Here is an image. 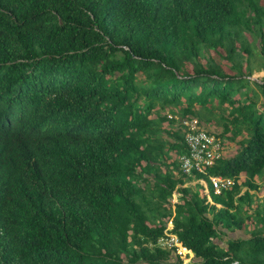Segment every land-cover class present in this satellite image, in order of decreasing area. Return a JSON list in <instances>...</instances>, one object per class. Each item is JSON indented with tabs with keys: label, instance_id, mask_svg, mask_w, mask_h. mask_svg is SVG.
<instances>
[{
	"label": "trees",
	"instance_id": "obj_1",
	"mask_svg": "<svg viewBox=\"0 0 264 264\" xmlns=\"http://www.w3.org/2000/svg\"><path fill=\"white\" fill-rule=\"evenodd\" d=\"M239 1L0 0V264H182L157 246L170 219L197 264H264V205L245 210L264 122L237 99L256 94L254 74L222 64L254 57L245 30L264 56V6ZM227 106L220 137L240 151L185 176L189 150L162 112L208 128ZM213 176L237 184L216 195ZM237 230L250 237L217 243Z\"/></svg>",
	"mask_w": 264,
	"mask_h": 264
},
{
	"label": "built area",
	"instance_id": "obj_2",
	"mask_svg": "<svg viewBox=\"0 0 264 264\" xmlns=\"http://www.w3.org/2000/svg\"><path fill=\"white\" fill-rule=\"evenodd\" d=\"M167 116L170 120H175V125L183 134L185 145L189 150L188 155L180 157V167L186 176H191L194 171L205 174L207 168L214 166L218 160H227L232 156L222 140L209 134L197 118L186 119L172 113H168ZM210 182L216 195L223 194L237 184L233 178L224 179L220 176L210 177ZM168 223L165 236L158 240L157 246L165 250H174L180 258L183 255L188 256L189 251L184 248L176 235L170 233L174 226L172 219Z\"/></svg>",
	"mask_w": 264,
	"mask_h": 264
},
{
	"label": "rangeland",
	"instance_id": "obj_3",
	"mask_svg": "<svg viewBox=\"0 0 264 264\" xmlns=\"http://www.w3.org/2000/svg\"><path fill=\"white\" fill-rule=\"evenodd\" d=\"M235 3H236V7L238 9L239 6H241V1L239 0H234ZM261 1V5L264 6V0H259ZM263 24H264V21H263ZM263 30H264V27H263ZM245 36L246 38H248V41H249V44L250 46L252 47V50H253V56H251V59H246L245 61V64L243 62V67H242V70L241 72H239L238 70H234L233 68H231V63L228 62V61H222V64H223V74H227V75H231V76H241L240 74H243L245 75L246 73H248V70H253V76L250 80H248L249 82V86L251 87V90H255L256 91V94L252 93L250 90L249 92L248 91H245L243 90L244 92H247L246 96L242 97V98H238L237 96V99H241L242 102L241 103H245L246 102H250L253 100L255 101V104H256V107H257V111H259V116H258V119H260L262 122H264V95L260 92V88H258L256 86V82L262 84L263 82V79H264V72H260L259 73V70L262 71L264 69V56H261L260 55V43H262V40L261 38H258V40H256V38L254 37V35L252 33H250L249 31L245 30ZM257 42L256 44V48L254 47V44ZM214 54V52H212V55ZM245 57H247V54H245ZM216 63H219V61L216 59L215 60ZM246 76V75H245ZM252 99V100H251ZM216 105V103H215ZM200 107H198L197 109H199ZM176 111V110H175ZM162 113H172V114H175V115H180L179 117L181 118H184L182 117V115L180 113H173L171 112V109H169V111H164ZM230 115H231V112H230V107H226L224 110H219L218 111V118L215 120V117H213V121L211 122L210 125H208V127H211V131H212V134H215V136H219L218 138H220L223 143L225 144V148L226 149H237L238 152L240 151L239 149V146L237 144V142L233 141V140H229V137L232 135V134H228L226 139H222V137H220L223 132H224V125L225 123L220 119V117H223V119H230ZM156 115L153 116V118H155ZM165 128H169V127H173L174 130L176 131L177 127L175 125V123H170L169 121H166L165 125H164ZM247 132L245 129H241V130H237V133L235 136H232L236 139V141H241L242 138L244 136H246ZM246 180V177H242L240 179V183H243L244 181ZM256 183L259 185L260 187V190H254V191H251V194H254V197H253V202L251 205L247 204L245 205V210L247 209L248 212L250 215H254V210L257 209V207H260L262 205H264V178H257L256 179ZM248 189V187H244L242 189V194ZM201 193L203 195L204 192L201 191ZM178 197V196H177ZM175 197H173V200H174ZM209 201V199H208ZM263 208H260V210H262ZM249 225L248 226L249 230H252L254 228V221L253 220H249ZM239 237V238H247L246 234L244 233L243 230H237L235 233H229V235L226 237L225 241L228 239V238H231V237ZM250 237V235L248 236ZM219 243V241H218ZM183 260H184V263L182 264H193V263H196L197 260L194 259V256H186L183 255L181 257ZM197 264V263H196Z\"/></svg>",
	"mask_w": 264,
	"mask_h": 264
},
{
	"label": "crops",
	"instance_id": "obj_4",
	"mask_svg": "<svg viewBox=\"0 0 264 264\" xmlns=\"http://www.w3.org/2000/svg\"><path fill=\"white\" fill-rule=\"evenodd\" d=\"M263 72H264V71H263ZM263 72H262V73H263ZM204 126L207 128V125H206V124H204ZM207 130H208L209 132L212 133V131H211V127H208ZM229 151H230V152H229L230 156L233 155V154H236V153L238 152L237 149H236V150H235V149H229ZM244 176L246 177L245 174H242V175H241V178L244 177ZM260 179H261V178H260ZM197 183H199V184H201V185H203V186L205 187V189H202L201 191L204 192V194H205V196H207V198L211 199V197L209 196V189H210V188H209V185H207V183H206L205 181H203V180H196V181H192L191 184H190V186H195ZM177 196H178V193H175V194H174V197H175V198H174V200H173L174 202L178 201V197H177ZM244 233L246 234L245 231H244ZM246 236L248 237L249 235L246 234ZM225 239H226V237L223 238V241H221V240H217V243H218V241H219V243L224 247V246H225L224 244H225V242H226ZM189 255H190V256H194V254L191 253V252H189ZM174 262H175V261H174Z\"/></svg>",
	"mask_w": 264,
	"mask_h": 264
},
{
	"label": "clouds",
	"instance_id": "obj_5",
	"mask_svg": "<svg viewBox=\"0 0 264 264\" xmlns=\"http://www.w3.org/2000/svg\"><path fill=\"white\" fill-rule=\"evenodd\" d=\"M201 123V122H200ZM201 125L204 127V129L209 133V134H211V135H214L215 136V134H212L211 132H209L208 130H207V128L204 126V124L203 123H201ZM184 137V136H183ZM217 137V136H216ZM219 137V136H218ZM217 137V138H218ZM223 142V141H222ZM235 154H233L232 156H234ZM231 156V157H232ZM181 157V156H180ZM180 157H178V160H179V163H180ZM181 168V167H180ZM186 176V175H185ZM240 179H241V176H240ZM203 181H205V180H203ZM240 181V180H239ZM206 182V181H205ZM207 183V182H206ZM241 184V183H240ZM207 185H209L208 183H207ZM209 188H210V185H209ZM211 189V188H210ZM210 189H209V196H210ZM175 193H178L177 191L175 192ZM174 193V194H175ZM178 195H179V193H178ZM211 197V196H210ZM209 199V198H208ZM209 202L211 203V204H213V202H212V198L211 199H209ZM177 203V201L176 202H174L173 200H172V204L174 205V204H176ZM188 251V250H187Z\"/></svg>",
	"mask_w": 264,
	"mask_h": 264
}]
</instances>
